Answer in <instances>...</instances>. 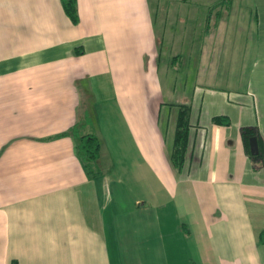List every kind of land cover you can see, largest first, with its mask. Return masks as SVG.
Listing matches in <instances>:
<instances>
[{
    "label": "crops",
    "instance_id": "obj_1",
    "mask_svg": "<svg viewBox=\"0 0 264 264\" xmlns=\"http://www.w3.org/2000/svg\"><path fill=\"white\" fill-rule=\"evenodd\" d=\"M75 1L0 0V264H264V0Z\"/></svg>",
    "mask_w": 264,
    "mask_h": 264
},
{
    "label": "trees",
    "instance_id": "obj_2",
    "mask_svg": "<svg viewBox=\"0 0 264 264\" xmlns=\"http://www.w3.org/2000/svg\"><path fill=\"white\" fill-rule=\"evenodd\" d=\"M61 6L64 13L67 15L69 20L72 23L77 22V11H76V1L75 0H60ZM83 119H87V116H84ZM213 123L227 125L229 124V118L226 115H213L211 117ZM189 126L188 122V106L185 104L177 105V113L175 117L174 130H173V139L172 146L169 152V159L172 165L179 169L183 161V155L186 144L187 128ZM75 126L72 125L69 130L62 131L58 133L59 135L66 134L68 132L74 131ZM240 136L244 145V148L251 160V167L257 169L258 165L261 163V152L258 150L255 154L249 152L248 147V137L255 136L256 130L253 126L244 125L239 128ZM75 149L79 157L82 159L83 163L87 168V173L93 174L96 169H94L93 162L98 157L99 151V141L98 138L91 132H84L81 134H76L74 136ZM259 240L264 242V231H260Z\"/></svg>",
    "mask_w": 264,
    "mask_h": 264
},
{
    "label": "rangeland",
    "instance_id": "obj_3",
    "mask_svg": "<svg viewBox=\"0 0 264 264\" xmlns=\"http://www.w3.org/2000/svg\"><path fill=\"white\" fill-rule=\"evenodd\" d=\"M84 116H87L86 120H89L88 114L86 112V113L82 114L81 121L85 120V119H83ZM129 244L130 245L127 244V245H122L121 246V252L123 250L122 253H131L132 255H136V256L138 254L142 253V250H141L142 247H141V245H139L140 242L139 243L136 242V238H133L131 240V243H129ZM176 245H177L176 248H182V244H180V242H178ZM109 248H112V247H109ZM135 264H139V263H135ZM170 264H172V263H170ZM179 264H197V263H194V262H181Z\"/></svg>",
    "mask_w": 264,
    "mask_h": 264
},
{
    "label": "water",
    "instance_id": "obj_4",
    "mask_svg": "<svg viewBox=\"0 0 264 264\" xmlns=\"http://www.w3.org/2000/svg\"><path fill=\"white\" fill-rule=\"evenodd\" d=\"M248 147H249V152L251 154H255L257 152V145H256L255 136H249L248 137Z\"/></svg>",
    "mask_w": 264,
    "mask_h": 264
}]
</instances>
